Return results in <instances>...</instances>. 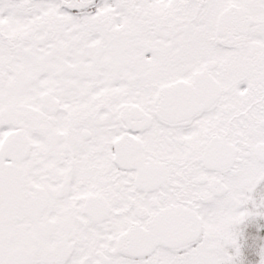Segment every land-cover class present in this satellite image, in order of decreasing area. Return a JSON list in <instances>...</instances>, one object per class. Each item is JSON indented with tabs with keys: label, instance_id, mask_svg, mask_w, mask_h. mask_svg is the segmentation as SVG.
Returning a JSON list of instances; mask_svg holds the SVG:
<instances>
[{
	"label": "snow or ice",
	"instance_id": "6c2138e0",
	"mask_svg": "<svg viewBox=\"0 0 264 264\" xmlns=\"http://www.w3.org/2000/svg\"><path fill=\"white\" fill-rule=\"evenodd\" d=\"M262 220L264 0H0V264H264Z\"/></svg>",
	"mask_w": 264,
	"mask_h": 264
},
{
	"label": "rangeland",
	"instance_id": "374dc122",
	"mask_svg": "<svg viewBox=\"0 0 264 264\" xmlns=\"http://www.w3.org/2000/svg\"><path fill=\"white\" fill-rule=\"evenodd\" d=\"M261 224H264V220L260 221ZM255 232V229H252ZM258 235L262 238L260 243H264V230L260 231ZM251 243V241H249ZM245 257L250 259L252 261V264H256V261H258L259 257L254 256V257H248V249L247 247L245 248ZM247 264V261H246Z\"/></svg>",
	"mask_w": 264,
	"mask_h": 264
}]
</instances>
